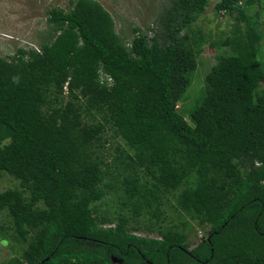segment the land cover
<instances>
[{
    "label": "trees",
    "instance_id": "1",
    "mask_svg": "<svg viewBox=\"0 0 264 264\" xmlns=\"http://www.w3.org/2000/svg\"><path fill=\"white\" fill-rule=\"evenodd\" d=\"M211 1L174 0L130 41L99 1L71 0L38 51L0 56V173L19 181L0 193V264H264V0L215 4L235 16L228 51L190 118L179 108ZM116 196L123 212L100 215ZM169 197L181 217L164 225ZM148 216L159 237L132 231ZM191 221L208 230L194 248Z\"/></svg>",
    "mask_w": 264,
    "mask_h": 264
},
{
    "label": "rangeland",
    "instance_id": "2",
    "mask_svg": "<svg viewBox=\"0 0 264 264\" xmlns=\"http://www.w3.org/2000/svg\"><path fill=\"white\" fill-rule=\"evenodd\" d=\"M71 0H0V56L8 58L13 57L19 49H40L41 44L52 34V26L48 22V12L53 8L69 10ZM113 16L118 32L133 40V29L141 28L143 32H148L149 27L153 31L148 34H154L158 29L160 19L164 17L174 0H97ZM220 0H212L207 12L200 16L196 23L191 26V35H201L207 39L202 46V52L198 57V67L192 76V82L188 91L183 96L179 108L187 119L194 107L204 98L206 92V77L211 71V67L216 64V57L220 53L228 51L227 48L221 49L219 46L222 38L230 33L235 24V16L228 14H217L215 4ZM264 8L262 5L260 8ZM256 8L255 11L260 10ZM253 9V8H252ZM254 11V12H255ZM253 12V13H254ZM261 21L264 31V10H262ZM184 34V33H183ZM262 45L264 46V39ZM259 61L264 68V47L261 48ZM264 90V84L262 85ZM111 139V133H108ZM117 141H111L107 144V156L115 155ZM124 148L123 143H121ZM112 146V148H110ZM109 148V149H108ZM111 160V158L109 159ZM19 181L5 173H0V193L11 188H18ZM165 201L164 210L167 212V223L170 225L178 223L179 218L175 207V200L169 197ZM103 203V202H101ZM99 203L100 215H108L114 218L121 213L122 204L118 202V197H112L106 201V205ZM125 213L129 216L128 211ZM177 216V218H176ZM0 225L9 226V219L3 216ZM187 219V218H186ZM185 219V220H186ZM156 219L152 216L142 217L133 220L131 223L134 234L144 237H159L158 227H150V222L155 223ZM191 231L188 233V243L191 248L196 247L204 236L207 235V229L199 228L196 222L191 221ZM131 229V228H130ZM10 241L0 242V262H7L13 255Z\"/></svg>",
    "mask_w": 264,
    "mask_h": 264
},
{
    "label": "water",
    "instance_id": "3",
    "mask_svg": "<svg viewBox=\"0 0 264 264\" xmlns=\"http://www.w3.org/2000/svg\"><path fill=\"white\" fill-rule=\"evenodd\" d=\"M114 262H117V260H116V259H114Z\"/></svg>",
    "mask_w": 264,
    "mask_h": 264
},
{
    "label": "clouds",
    "instance_id": "4",
    "mask_svg": "<svg viewBox=\"0 0 264 264\" xmlns=\"http://www.w3.org/2000/svg\"><path fill=\"white\" fill-rule=\"evenodd\" d=\"M37 51L39 50V49H36Z\"/></svg>",
    "mask_w": 264,
    "mask_h": 264
}]
</instances>
